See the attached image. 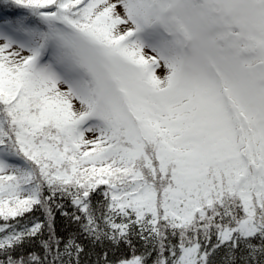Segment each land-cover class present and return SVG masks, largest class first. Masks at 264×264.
Wrapping results in <instances>:
<instances>
[{"label":"snow or ice","instance_id":"obj_1","mask_svg":"<svg viewBox=\"0 0 264 264\" xmlns=\"http://www.w3.org/2000/svg\"><path fill=\"white\" fill-rule=\"evenodd\" d=\"M0 264H264V0H0Z\"/></svg>","mask_w":264,"mask_h":264}]
</instances>
